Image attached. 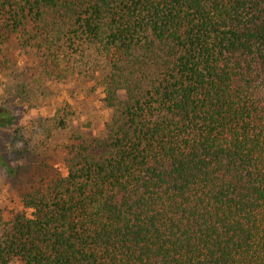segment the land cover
<instances>
[{"label": "trees", "instance_id": "trees-1", "mask_svg": "<svg viewBox=\"0 0 264 264\" xmlns=\"http://www.w3.org/2000/svg\"><path fill=\"white\" fill-rule=\"evenodd\" d=\"M9 43L101 67L111 115L0 219V264H264V0H0Z\"/></svg>", "mask_w": 264, "mask_h": 264}, {"label": "rangeland", "instance_id": "rangeland-1", "mask_svg": "<svg viewBox=\"0 0 264 264\" xmlns=\"http://www.w3.org/2000/svg\"><path fill=\"white\" fill-rule=\"evenodd\" d=\"M101 67L62 81L13 43L0 46V219L21 212L20 195L37 179L63 174L72 137L102 138L111 112L96 87ZM64 127L60 128L59 123ZM94 154V153H93ZM96 154V153H95Z\"/></svg>", "mask_w": 264, "mask_h": 264}]
</instances>
